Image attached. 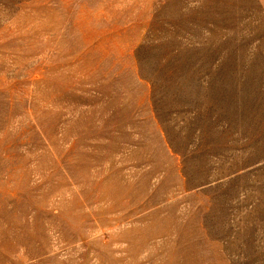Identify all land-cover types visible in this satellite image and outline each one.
Masks as SVG:
<instances>
[{"label": "rangeland", "instance_id": "1", "mask_svg": "<svg viewBox=\"0 0 264 264\" xmlns=\"http://www.w3.org/2000/svg\"><path fill=\"white\" fill-rule=\"evenodd\" d=\"M0 264H264V0H0Z\"/></svg>", "mask_w": 264, "mask_h": 264}]
</instances>
